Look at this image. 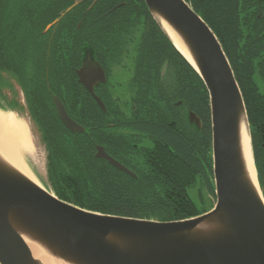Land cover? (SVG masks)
Returning a JSON list of instances; mask_svg holds the SVG:
<instances>
[{
    "label": "trees",
    "instance_id": "16d2710c",
    "mask_svg": "<svg viewBox=\"0 0 264 264\" xmlns=\"http://www.w3.org/2000/svg\"><path fill=\"white\" fill-rule=\"evenodd\" d=\"M74 1L0 0V85L10 75L31 94L40 82L38 70L43 66L44 84H50L69 114L85 127L83 132H71L61 121L59 126L49 115L53 99L49 104L28 96L31 116L39 122L50 151L48 171L53 192L82 208L158 221L183 220L209 211L199 208L191 191L199 178L213 176L210 97L200 75L159 28L144 0H127L131 30L125 32L138 33V37L107 35L112 31L106 24L110 14L94 11L80 17L84 22L80 28L73 21L78 18L76 11L68 13L45 35L44 28ZM85 1L89 0H81L78 9ZM186 1L216 33L233 67L247 108L264 195V146L258 133L264 113L257 114L258 109L264 112V94H260L255 78L257 71L264 79V36L260 34L258 9L237 8L236 0ZM100 18L105 20L102 31L106 34L79 36L99 31ZM151 25L154 33L149 37ZM82 52L97 54L113 70H127L126 83L115 91L124 94L119 92L120 86L131 84L130 104L123 105V97L111 95L105 99L104 111L94 100H80L76 67ZM107 87L111 93L113 85ZM190 111L201 119V127L190 123ZM153 138L157 139L154 143ZM143 139L155 145L139 147ZM96 143L125 161L129 151L137 148L139 175L132 177L96 157Z\"/></svg>",
    "mask_w": 264,
    "mask_h": 264
},
{
    "label": "water",
    "instance_id": "95a60500",
    "mask_svg": "<svg viewBox=\"0 0 264 264\" xmlns=\"http://www.w3.org/2000/svg\"><path fill=\"white\" fill-rule=\"evenodd\" d=\"M80 2L75 0L46 30ZM144 2L209 93L214 208L172 221L82 208L57 197L0 150V264H46L43 258L61 264H264V197L246 157L243 135L251 129L233 67L216 33L186 0ZM76 73L93 94L94 84L107 81L90 55ZM95 97L107 111L102 98ZM54 99L63 124L83 132L62 100ZM189 121L202 125L193 111ZM251 146L253 151L252 139ZM96 157L136 176L103 145L97 146Z\"/></svg>",
    "mask_w": 264,
    "mask_h": 264
},
{
    "label": "flooded vegetation",
    "instance_id": "af4514ba",
    "mask_svg": "<svg viewBox=\"0 0 264 264\" xmlns=\"http://www.w3.org/2000/svg\"><path fill=\"white\" fill-rule=\"evenodd\" d=\"M83 6H81L78 9V6H80V3L72 8L69 12H67L62 18L61 20L54 24L53 26H51V28H49L48 30H46L47 26L44 28V34L48 35L50 30L53 29V27H55L57 24H59L60 22H62V20L65 18V16L68 13H72L74 11H76L77 14V19L73 18V21L77 22V27L80 28L83 25V18H80L85 12L87 13L88 11H94L95 13H97V15H101V14H105V13H109L110 14V20L106 23L108 25L109 28H112L111 32H108L107 35H117V36H122V37H126V36H136L138 37L139 34L138 33H132V32H125V30H131V16H126V13H128L131 10V6L128 5V1L127 0H89V1H85L83 2ZM235 5L237 8H242V7H248V8H252V9H258V18L261 21L260 26V34L261 36H264V0H236L235 1ZM105 7H109V9H105ZM134 7V3L132 2V8ZM69 7H67L65 10H67ZM64 10V11H65ZM64 11H61L60 14ZM243 16L246 15V13H242ZM254 14V13H252ZM60 16V15H59ZM57 16V17H59ZM57 17L54 19L56 20ZM53 20V21H54ZM53 21H51L50 23H52ZM66 22V21H65ZM49 23V24H50ZM73 23V22H71ZM99 24V31L96 32H91V33H86L83 32L81 34H79L80 37L82 38H86L87 36H100V35H104L106 33H103L102 29L105 28V20L103 18L99 19V22L97 23ZM123 29V30H122ZM117 30V31H116ZM122 30V31H119ZM115 32V33H114ZM154 33V28L151 25L150 27V32H149V37H152ZM64 36L68 37V36H73L72 34L69 33H65ZM262 52H264V50H261ZM46 52H48V50H46ZM91 54V52H90ZM88 55H85L84 52L81 53L80 57H79V65L76 67V70L81 68L84 64H85V60L87 58ZM93 61H97L99 62L102 67L105 70L106 73V77H107V81L106 82H102V83H96L94 84V94L91 93L86 86L83 84V82H81L79 80V76L77 75V80H78V85H77V94L78 97L80 98V100H94L97 102L96 100V95L101 97L102 100L105 102V99H108L111 97V95H115L116 98H122L124 97V94H118L115 89L110 93L107 84H111L113 85L114 88L118 87L120 82L118 80H115L116 83H114V79L110 80L111 74L113 73L114 70L111 69V67L109 65L104 64V61L100 58H98L97 54H91L90 55ZM45 58V57H44ZM116 59V57L114 58V60ZM45 60V59H44ZM261 60H264V57L261 58ZM42 62V60L40 61ZM46 68H44L43 66H40L39 70H38V76L40 78V82L37 83L36 87L34 88L35 91L33 93H27L28 95H30L36 102H48L49 104L51 103V100L53 99L54 102V107L50 106V110H49V115L55 120V122L60 126L59 121L62 122L56 104H55V99L54 97L57 96L55 93H53V90L50 87V84L47 83L48 85L44 84V82L42 81V78H45V70ZM112 70V71H111ZM17 74V73H15ZM260 72L256 71V76L255 78L258 79V84H259V89H260V94H264V79L260 76ZM126 83V82H125ZM125 85V84H124ZM122 85V86H124ZM126 86V85H125ZM107 87V88H106ZM121 87V86H120ZM23 89V88H22ZM108 89V90H107ZM25 91L23 90L22 93H24ZM59 97V96H57ZM115 98V97H114ZM133 98V96H132ZM61 99V98H60ZM129 100L131 101V97H129ZM63 102V101H62ZM64 103V102H63ZM98 103V102H97ZM99 104V103H98ZM65 105V104H64ZM66 107V106H65ZM67 109V108H66ZM69 113V112H68ZM264 112L261 109H258L257 114L258 115H262ZM260 116L258 117V122H260L261 119ZM72 117V116H71ZM73 118V117H72ZM75 119V118H74ZM77 121V120H76ZM63 123V122H62ZM36 124V128L40 131V133H43L41 130V126L39 124V122L35 121ZM259 125L261 126L258 129V133L261 134V137H263V141L262 144L264 146V118H263V122H260ZM84 126V125H83ZM258 127V124H257ZM116 131V130H114ZM119 131V130H117ZM64 134H68V132L64 131ZM98 137V132H96V137ZM156 138H153V140L151 139V142L154 143V141H156ZM144 143H140V146H144V147H153L155 144L152 145L149 144V142L146 139L142 140ZM148 142V143H146ZM101 145L99 143H96L94 146V150L93 153L96 156L97 153V146ZM106 149V147H105ZM137 149V148H136ZM136 149H132L129 151L128 156L126 157V161L125 160H120V158L118 156H116V152H110L109 150L106 149V151L113 156L115 159H117L118 161L122 162L124 165H126L129 169H131L133 172L136 173V176L139 175L140 171L137 170L138 167H140L141 163L139 160V154L138 151H136ZM135 177V176H134Z\"/></svg>",
    "mask_w": 264,
    "mask_h": 264
},
{
    "label": "rangeland",
    "instance_id": "374dc122",
    "mask_svg": "<svg viewBox=\"0 0 264 264\" xmlns=\"http://www.w3.org/2000/svg\"><path fill=\"white\" fill-rule=\"evenodd\" d=\"M111 69L113 70V68ZM114 70L115 71L111 74L110 80L113 78L114 80H112L114 83H116L115 80H118L120 82L119 85L123 84L128 78L127 70L119 67H116ZM16 82L17 81L13 80L10 75H7L6 80L2 82V85H0V106L5 110H12L25 121L30 134L33 151L31 153H25L24 159L40 183L52 192L53 190L49 182L48 171V156L50 151L44 139L43 133H40V131L36 128L35 118L31 116L32 113L28 104L29 95L27 92L22 93V86L19 87L17 84L18 82ZM121 87L122 88L119 89V92L125 93V96L123 97V105H125V103L130 104L129 97L132 98L133 96L131 92L133 91L132 85L130 84L127 88L125 85ZM14 88L15 92L12 91ZM112 89L114 90L116 88L113 87ZM113 97L116 98L115 95H113ZM212 182H214L213 176L211 174H207V176L199 178L198 184H196V187L191 190L192 195L194 196V199L200 209L209 208V210H211L216 204V196H214L215 193L212 191Z\"/></svg>",
    "mask_w": 264,
    "mask_h": 264
},
{
    "label": "bare ground",
    "instance_id": "6f19581e",
    "mask_svg": "<svg viewBox=\"0 0 264 264\" xmlns=\"http://www.w3.org/2000/svg\"><path fill=\"white\" fill-rule=\"evenodd\" d=\"M179 48L183 50L180 46ZM247 128V127H246ZM244 147L247 161L255 181L257 180V169L254 163L251 146V134L248 129L244 130ZM0 150L3 151L12 162L25 172L29 177L40 183L35 174L31 171L24 159L25 153H31L33 146L30 134L25 121L12 110H5L0 107ZM46 264H61L50 258H43Z\"/></svg>",
    "mask_w": 264,
    "mask_h": 264
}]
</instances>
